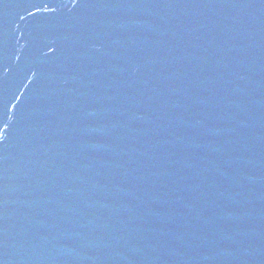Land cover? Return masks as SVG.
<instances>
[{"label":"water","instance_id":"95a60500","mask_svg":"<svg viewBox=\"0 0 264 264\" xmlns=\"http://www.w3.org/2000/svg\"><path fill=\"white\" fill-rule=\"evenodd\" d=\"M249 0H0V264H202Z\"/></svg>","mask_w":264,"mask_h":264}]
</instances>
